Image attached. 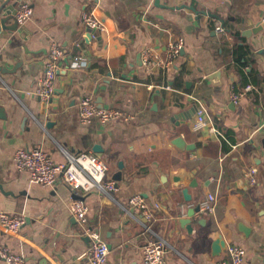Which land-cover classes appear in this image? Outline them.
Returning <instances> with one entry per match:
<instances>
[{"label":"crops","instance_id":"crops-1","mask_svg":"<svg viewBox=\"0 0 264 264\" xmlns=\"http://www.w3.org/2000/svg\"><path fill=\"white\" fill-rule=\"evenodd\" d=\"M26 1L33 15L0 32V211L25 222L16 233L0 225V241L24 255V264H89V236L69 211L74 193L61 177L43 185L16 166V149L41 144L57 161L93 150L108 164L116 188H94L85 197L86 226L111 247L106 264H142L143 245L153 239L170 246L161 264H217L231 242L246 245L243 264H264V27L243 33L264 21V0ZM220 5L232 20L211 15ZM84 10L104 28H89ZM179 36L185 46L172 67L140 61L145 47L165 56ZM51 40L65 56L44 100L28 91L45 70ZM77 55L82 69L73 66ZM217 69L220 83L207 78ZM247 84L253 88L233 101L232 86ZM86 93L135 118L82 123L79 98ZM202 106L207 125L196 128ZM252 166L254 184L245 174ZM139 192L159 204L151 228L129 207ZM209 194L215 210L190 215ZM216 239L225 242L215 254Z\"/></svg>","mask_w":264,"mask_h":264},{"label":"built area","instance_id":"built-area-1","mask_svg":"<svg viewBox=\"0 0 264 264\" xmlns=\"http://www.w3.org/2000/svg\"><path fill=\"white\" fill-rule=\"evenodd\" d=\"M34 13L32 4L26 0H20L14 13L18 26L23 25ZM83 21L92 29H103L100 19L93 10H84ZM185 46L184 38L179 36L171 40L168 44L165 56L154 55L150 47H145L141 51L140 60L146 66L172 67L176 64L178 55ZM65 56V49L56 40L49 43L48 52L45 58V70L36 80V85L28 91L41 99L47 100L55 89V78L60 66L59 61ZM75 69H82L85 65L83 57L77 55L73 58ZM253 88L252 84H247L241 88L232 86L231 96L233 101L241 100L245 93ZM78 118L82 123H87L97 118L103 125L116 120L134 119L131 111L123 110L113 106H100L96 99L89 93L79 98ZM205 107L198 108L199 119L195 127L207 125L204 120ZM211 132L216 129L210 125ZM66 161H57L52 154L41 144H35L31 148L21 147L15 150L14 158L18 169L27 170L30 179L43 185H52L59 177L64 184L71 189L74 197L69 205V211L81 223L84 224L86 234L90 242L85 253L89 264H106L111 253V247L105 241L98 229L86 226L88 219V205L85 197L91 189L100 188L105 192L116 188L115 180L107 177L108 164L93 150L74 151L67 153ZM258 169L250 167L245 174L248 182L254 184L257 181ZM216 196L209 194L200 202V207L205 211L215 210ZM159 204H150L145 193L134 194L129 201V207L140 212L143 224L146 228H151V223L157 216ZM128 207V209H129ZM25 217L21 214H11L7 211H0V225L10 233H16L24 224ZM142 264H161L165 261L166 253L170 246L165 240L153 239L143 245ZM228 258H220L217 264H243L247 256V247L241 242H231L227 245ZM0 259L9 264H24L25 256L14 252L9 245L0 241Z\"/></svg>","mask_w":264,"mask_h":264},{"label":"water","instance_id":"water-1","mask_svg":"<svg viewBox=\"0 0 264 264\" xmlns=\"http://www.w3.org/2000/svg\"><path fill=\"white\" fill-rule=\"evenodd\" d=\"M20 0H15L13 2H9V0L4 1L3 5L0 6V32L5 29V30H17L18 27V22L17 19L14 16V13L16 11V7L18 5ZM156 4H158V0L155 1ZM221 7H218L212 12V16L220 17L222 19H229L232 20L234 17L228 12L227 6L226 5H220ZM10 21V23H8ZM264 27V21L261 23H258L256 26L252 27L250 30H245L243 33L247 35H251L252 32H258ZM260 52H264V49H261ZM141 57V54H140ZM141 61V60H140ZM221 74V70L217 69L215 72L210 73L207 78L212 80L214 83H220L221 78L219 77ZM100 106H104L103 103H99ZM99 145H96L94 147V150H99ZM122 173L118 171L117 178L119 179ZM184 194L186 199L190 200L191 195L188 191V189L184 188ZM196 211H200V205H196L192 212H190V215L195 213ZM188 222V220H187ZM190 228L192 227L190 224L188 225ZM224 240L223 239H216L214 241V253H219L222 246L224 245Z\"/></svg>","mask_w":264,"mask_h":264},{"label":"trees","instance_id":"trees-1","mask_svg":"<svg viewBox=\"0 0 264 264\" xmlns=\"http://www.w3.org/2000/svg\"><path fill=\"white\" fill-rule=\"evenodd\" d=\"M242 47V48H241ZM238 48L240 49V51L238 52L239 54H238V57H243L244 55H245V53H246V51L243 49L244 48V46H242V45H239L238 46ZM237 52V51H236Z\"/></svg>","mask_w":264,"mask_h":264}]
</instances>
